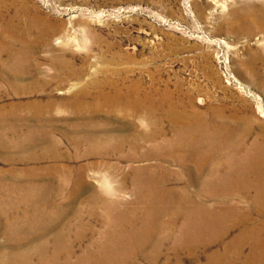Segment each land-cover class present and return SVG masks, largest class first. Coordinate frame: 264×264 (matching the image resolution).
I'll return each mask as SVG.
<instances>
[{
	"label": "rangeland",
	"instance_id": "374dc122",
	"mask_svg": "<svg viewBox=\"0 0 264 264\" xmlns=\"http://www.w3.org/2000/svg\"><path fill=\"white\" fill-rule=\"evenodd\" d=\"M263 2L0 0V264H264Z\"/></svg>",
	"mask_w": 264,
	"mask_h": 264
},
{
	"label": "bare ground",
	"instance_id": "6f19581e",
	"mask_svg": "<svg viewBox=\"0 0 264 264\" xmlns=\"http://www.w3.org/2000/svg\"><path fill=\"white\" fill-rule=\"evenodd\" d=\"M261 6H262V10L261 11H259V12H251V14H250V16H251V19L253 20L252 22V24H249V29L251 30V32L252 33H255V32H262V33H264V2L261 4ZM38 48V38H32L29 34H28V31L24 28V26L22 25V23L20 22V20L18 21V22H16V20L14 19V17H11V16H9L8 18H7V16H6V14H5V12L0 8V52H2V51H4V52H6L7 54H8V57H9V59H7L6 58V61L7 62H13V63H15L16 65H18V64H21V63H26V62H30L29 60H30V58H29V54L32 52V51H34V50H36ZM0 60H1V56H0ZM115 91H117V90H115ZM142 91V90H141ZM119 92V91H118ZM113 94H115V93H113ZM112 94V95H113ZM136 95V94H135ZM144 95V94H143ZM131 96H133V95H131ZM152 96V95H151ZM107 98H106V101H105V103L103 104V107H105V108H109V109H114V108H116L117 106H116V104H115V102H113V98L112 97H109V96H106ZM119 98V97H118ZM145 98V97H144ZM113 99V100H112ZM139 99V98H138ZM118 100V99H117ZM121 100V99H120ZM115 101V100H114ZM134 101H135V98H134ZM141 101H143V100H141ZM141 101H137V103L135 104V106H133V109H132V111H134V112H139L140 110H141V108L140 107H144V110H145V108H148L149 109V105L148 106H146V105H142L140 102ZM145 101V100H144ZM74 102V101H73ZM72 102V103H73ZM76 102H74L73 103V105L75 104ZM99 103V102H98ZM97 103V104H98ZM77 104H78V102H77ZM119 104V103H118ZM144 104V103H143ZM152 104V103H151ZM72 105V104H71ZM153 105V104H152ZM76 106V105H75ZM79 106V105H78ZM81 106V105H80ZM86 106V105H85ZM85 106H84V108H85ZM90 106V105H89ZM93 106V105H92ZM87 107V106H86ZM91 107V106H90ZM95 107V106H94ZM75 108L76 107H74V110H75ZM80 108V107H79ZM96 108V107H95ZM98 108V107H97ZM151 108V107H150ZM81 109V108H80ZM83 109V108H82ZM103 109V108H102ZM105 110V109H104ZM107 110V109H106ZM129 110L131 111V107L129 106ZM170 110H172V109H170ZM175 110H176V108H175ZM109 111V110H108ZM131 111V112H132ZM151 111V110H150ZM155 111V110H154ZM174 111V110H173ZM178 111V110H177ZM176 111V112H177ZM77 112H78V110H77ZM143 113V112H142ZM141 113V114H142ZM147 113V112H146ZM171 113V112H170ZM175 113V112H174ZM178 113V112H177ZM180 113V112H179ZM140 114V115H141ZM148 114V113H147ZM151 114V113H150ZM153 114H155V113H153ZM156 115V114H155ZM181 115V114H180ZM185 115V114H184ZM139 116V115H138ZM137 116V117H138ZM146 116H148V115H146ZM171 116V115H170ZM150 117H151V115H150ZM153 117V116H152ZM219 117H220V115H219ZM149 118V117H148ZM147 118V119H148ZM173 118H175V117H173ZM181 118H184V116L183 117H181ZM180 118V119H181ZM185 118H187V117H185ZM202 118V117H201ZM216 118V117H215ZM152 119V118H151ZM151 119H148V121L149 120H151ZM156 119V118H155ZM172 118H170V120H171ZM200 119V118H199ZM183 120V119H182ZM188 120V119H187ZM190 120H191V118H190ZM195 120V119H194ZM215 120V119H214ZM213 120V121H214ZM171 121H173V120H171ZM183 121H186V120H183ZM216 122H217V119L215 120ZM238 121V120H237ZM179 122V121H178ZM177 122V123H178ZM182 122V121H181ZM201 122V121H200ZM215 122V123H216ZM248 122V121H247ZM150 123V122H149ZM151 123H153V122H151ZM202 123V122H201ZM213 123V122H212ZM235 123V122H234ZM243 123H245V122H243ZM162 124H164V123H162ZM185 124V123H184ZM195 124V123H194ZM219 124V123H218ZM236 124V123H235ZM153 125H155V124H153ZM186 125V127L188 126V125H190L189 123H188V125H187V123L185 124ZM199 125H201L200 123H199ZM198 124H197V126H199ZM203 125V124H202ZM217 125V124H216ZM247 125H248V123H247ZM255 125V124H254ZM253 125V126H254ZM219 126H220V124H219ZM229 126V125H228ZM252 126V127H253ZM128 127V126H127ZM185 127V126H184ZM220 127H222V125L220 126ZM219 127V128H220ZM234 127V126H233ZM161 128V127H160ZM191 128V127H190ZM157 129V128H156ZM162 129V128H161ZM160 129V130H161ZM143 130V129H142ZM146 130V129H145ZM241 130V129H240ZM131 131V130H130ZM152 131H153V129H152ZM252 131V129L249 127V128H246V130H244L243 131V133L244 134H246L247 136H250L252 133H250ZM138 132V131H137ZM156 132V131H155ZM164 132V131H163ZM235 132V131H234ZM158 133V132H157ZM156 133V134H157ZM161 133V132H160ZM144 134H145V132H144ZM150 134V133H149ZM155 134V135H156ZM236 134V133H235ZM140 135H142V134H140V132H139V136ZM146 135V134H145ZM144 135V136H145ZM158 137V136H157ZM248 138V137H247ZM140 139V138H139ZM149 139V138H148ZM152 139H153V137H152ZM150 140V139H149ZM124 141V140H123ZM135 144V143H134ZM125 145V144H124ZM120 146V145H119ZM136 146V145H135ZM122 147V146H121ZM126 147V146H125ZM141 148V147H140ZM134 151V150H133ZM134 153V152H133ZM134 156V155H133ZM138 156V155H137ZM128 158H131L130 157V155H129V157ZM138 158V157H137ZM134 159V158H133ZM260 162V161H259ZM251 187V186H250ZM263 193V192H262ZM264 194V193H263ZM262 194V195H263ZM263 205V204H262ZM258 206V205H257ZM261 209H263V208H261ZM259 210V209H258ZM252 211H253V209H252ZM251 211V214L250 213H248V214H250L249 215V217L252 219L253 218V220L254 219H257V218H254L255 216H254V214H253V212ZM262 211V210H261ZM255 212V211H254ZM258 212V211H257ZM263 212V211H262ZM245 215H246V213H245ZM262 215V214H261ZM248 216V215H247ZM242 218H244V220H245V218L246 217H242ZM249 218V219H250ZM251 219H250V221H251ZM240 220H241V218H240ZM258 220V219H257ZM256 221V220H255ZM244 222V221H243ZM254 222V221H253ZM260 222V221H259ZM255 223V222H254ZM259 224V223H258ZM260 225V224H259ZM254 226H256V225H254Z\"/></svg>",
	"mask_w": 264,
	"mask_h": 264
}]
</instances>
